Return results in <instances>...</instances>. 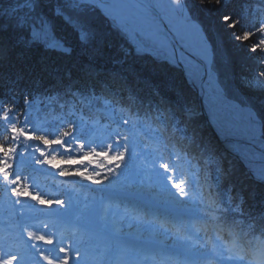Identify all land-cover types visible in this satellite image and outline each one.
<instances>
[{"label":"snow or ice","instance_id":"6c2138e0","mask_svg":"<svg viewBox=\"0 0 264 264\" xmlns=\"http://www.w3.org/2000/svg\"><path fill=\"white\" fill-rule=\"evenodd\" d=\"M206 2L223 0H200ZM193 5L18 0L6 9L7 25H0V60L9 50L5 32L16 46L71 57L76 49L64 29L71 30L79 54L91 58L103 43L91 27L92 14H100L138 52L151 51L191 73L214 119L227 114L218 131L237 141L233 147L251 178L264 183V118L258 111L264 109V18L250 11L244 27L243 18L223 15L220 29L230 30L225 40L202 27ZM159 14L167 30L155 22ZM229 44L248 54L241 68L250 75L241 83L252 95L242 97L244 107L222 86L221 76L234 71ZM64 79L54 90L26 93L23 105L0 98V185L8 209L0 223V264H264V214L244 210L243 195L222 187L227 174L220 169L200 177L201 169L194 175L190 163L183 166L190 155L184 142L195 147L196 134L188 135L178 97L159 89L140 97L120 73L93 80L90 74L73 78L68 69ZM101 113L106 122L96 118ZM46 170L63 178L61 188L73 187L45 197L36 177ZM62 232L77 238L66 246Z\"/></svg>","mask_w":264,"mask_h":264},{"label":"trees","instance_id":"16d2710c","mask_svg":"<svg viewBox=\"0 0 264 264\" xmlns=\"http://www.w3.org/2000/svg\"><path fill=\"white\" fill-rule=\"evenodd\" d=\"M194 3L192 9L197 13L202 27L212 35L223 36L225 40L228 39L227 33L230 30L220 29L219 19L223 15L243 18L244 27L248 26V20L251 18L249 17L250 11L259 13L260 18H264V7H261L264 5V0H223L222 5L208 4L207 2L202 5L200 0H194ZM210 8L213 10L209 11ZM45 11H47V7H45ZM0 13H4L0 19L6 17L5 9L0 7ZM5 24L0 22V25L6 26ZM91 27L95 30L98 40L103 41L102 44L96 45L98 50L91 54V58L88 55L79 54L80 49L75 46V37L70 29H64V34L69 43L76 49L71 57L61 56L56 52H46L39 46L33 48L16 46L14 41L8 39L10 33H3L9 50L5 58L0 60V98L11 96L23 105L26 93L40 94L61 87L62 82L66 84L64 73L68 69H71L73 78L90 74L93 80L110 79L112 73H120L127 78L130 91L140 97H151L155 89H159L162 94L173 99L178 97L185 108L186 121V113L196 108V93L188 86L178 67L167 59L158 58L156 54L138 52L131 39L100 14H92ZM226 50L232 59L233 72L236 75H250L249 72L241 68V65L245 63L244 57L248 54L235 50L230 44ZM120 61L123 63H119ZM250 67H255V65L250 64ZM221 80H224V85L232 90L233 81L229 75L227 78L221 76ZM240 104L242 103L240 102ZM258 111L261 118H264V109H258ZM96 118L105 122L107 119L103 117L102 113ZM191 122V125L186 122L188 135L191 136L192 131L195 130L196 146L191 147L187 145V142H184L190 155L186 157L183 166L187 170L190 163L191 172L194 175L197 168L201 169L200 177L208 174L216 175L220 159L212 153V149L209 147L213 144L204 118L199 114ZM221 154L222 159L234 163L235 168L234 173L226 178L225 182L221 181L222 187L227 189L231 185L233 194L240 193L243 195L245 200L243 207L247 213L253 216L264 214V183L254 181L252 178L249 179L250 174L247 168L243 164H239L240 162L230 156L226 150L221 148ZM240 178L244 179L243 186L239 184ZM62 179L52 175L51 170H46V174L36 177V182L40 185V190L45 197L62 196L63 189L70 190L73 187L71 184H66L61 188ZM58 188L60 191L57 190ZM32 190L36 191L35 189ZM77 195H81L83 199L87 194L77 193ZM3 196V187L0 185V223L6 222L4 217L8 212L7 207L2 203ZM8 196L13 200L15 199L11 197L10 192ZM27 202L34 203L32 201ZM44 210L47 211V209ZM58 236L63 237L66 246L77 238L70 232L58 233ZM24 238L27 239L26 234ZM41 246L48 247L47 245ZM37 259H39L38 256ZM40 264H44V262L41 261Z\"/></svg>","mask_w":264,"mask_h":264},{"label":"rangeland","instance_id":"374dc122","mask_svg":"<svg viewBox=\"0 0 264 264\" xmlns=\"http://www.w3.org/2000/svg\"><path fill=\"white\" fill-rule=\"evenodd\" d=\"M9 2H10V4H8ZM17 2H18V0H5V1H2V2L0 1V7L2 9H5V13H6V9L15 6V4ZM0 14H2V13H0ZM0 22L6 23L5 25H7V23H8V21H7V14H6V17H3L2 19H0ZM132 44H133V46L137 50V45L135 43H133V41H132ZM147 52L150 53V54L151 53L154 54L151 51H146V53ZM140 53H142V52H140ZM241 76H245V75H242V74L236 75L235 72H232V73L229 74V77L233 81V84L231 86V89H235L236 90V94H233L231 92V90L229 89V97H230V99H232L233 102H237V103H240L241 102L242 103V106L244 107L245 105H244V103L242 101V97H244V96H250V95H252V93H250L248 91V89L241 83ZM222 86H225V85H222ZM206 111L209 112V109L207 107H206ZM199 114H201V113H200L199 106H198V103H197V100H196V108L193 111L190 110V111H188V113H186V115H187L186 116V122L189 125H191L190 124V123H192L191 120L194 117L199 116ZM216 115L222 117V115L220 113H217ZM224 119H227V118H224ZM218 121H219V119H218ZM210 134H211L210 135V137H211V139H210L211 140V143L213 145L215 144V146L209 145V147H211L212 153L215 154V155H217L219 157V159H220V162L218 164L217 169H220L223 173H226L227 174V176L222 179V182H225L226 181V178H228L230 175H232L234 173V170H235L234 163H232L231 161H226V160L222 159L221 148L224 149V150H226L227 152H228V150L226 148H224V147L221 146V143L217 140V138L213 135V133L210 132ZM230 152L231 151L229 150V152H228L229 155L232 156V157H234L237 161H239L240 162L239 164H243V166H245L247 168V171L249 172L248 166H247L246 162L244 161V159L242 157H238L236 155H232ZM217 156H215V157H217ZM249 174H250L249 179H251V173L249 172ZM240 179L242 181L240 180V183L239 184H240V186H243V180L244 179H242V178H240Z\"/></svg>","mask_w":264,"mask_h":264},{"label":"water","instance_id":"95a60500","mask_svg":"<svg viewBox=\"0 0 264 264\" xmlns=\"http://www.w3.org/2000/svg\"><path fill=\"white\" fill-rule=\"evenodd\" d=\"M161 3H166L167 1L166 0H160ZM155 19V22L162 25L165 30H167L168 28V22L166 19H164L163 15L162 14H159L157 16L154 17ZM183 76H184V79L186 80V83L194 90V92L196 93V100H197V103H198V106H199V110H200V113L201 115L203 116L204 120H205V124L208 128V130L213 133V135L217 138V140L221 143V146L226 148L229 152V150L231 151L230 153L232 155H236L238 157H241L239 155V153L234 149L233 145L237 144V141L232 138V137H223L222 138V135L220 134V132L218 131L217 129V122L215 121V119L212 117V115L210 113H208L206 111V106H205V100H204V96L203 94L201 93V90L198 86H195L193 83H192V76L191 75H188L186 73V68H184L183 66L181 67H178ZM236 103V102H234ZM238 104V103H236ZM239 105V104H238ZM240 107H243L240 105ZM242 143V142H241Z\"/></svg>","mask_w":264,"mask_h":264},{"label":"bare ground","instance_id":"6f19581e","mask_svg":"<svg viewBox=\"0 0 264 264\" xmlns=\"http://www.w3.org/2000/svg\"><path fill=\"white\" fill-rule=\"evenodd\" d=\"M186 73H187L188 75H191V73H190L187 69H186ZM189 87H190V86H189ZM190 88H191V87H190ZM191 89H192V88H191ZM192 90H193V89H192ZM193 91H194V90H193ZM203 96H204V95H203ZM204 100H205V97H204ZM236 103H237V102H236ZM238 104L242 106V104H240V103H238ZM205 106L209 109L208 104L206 103V101H205ZM208 113H210V114L212 115V117L214 118L212 112L209 111ZM220 114L222 115V117L216 115V119H215L216 122H218V119H219V121H222V120H225L224 118H228L226 113H220ZM223 137H228V136H222V138H223Z\"/></svg>","mask_w":264,"mask_h":264}]
</instances>
